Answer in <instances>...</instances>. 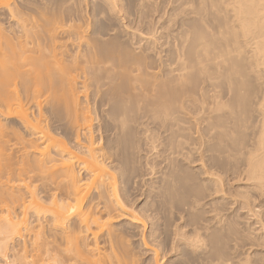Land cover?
Instances as JSON below:
<instances>
[{"label":"bare ground","instance_id":"1","mask_svg":"<svg viewBox=\"0 0 264 264\" xmlns=\"http://www.w3.org/2000/svg\"><path fill=\"white\" fill-rule=\"evenodd\" d=\"M68 1L0 0V256L29 264L15 250L28 237L31 264H142L132 235L152 264H264V0H176L169 20L186 15L157 39L138 0L146 46L141 29L114 44L124 26H102L128 18L124 0H91L81 18ZM125 71L133 99H111L92 128L73 73L98 90ZM145 149L158 205L146 197L138 214L132 159Z\"/></svg>","mask_w":264,"mask_h":264},{"label":"rangeland","instance_id":"2","mask_svg":"<svg viewBox=\"0 0 264 264\" xmlns=\"http://www.w3.org/2000/svg\"><path fill=\"white\" fill-rule=\"evenodd\" d=\"M175 1L176 0H149V5L150 6L148 8H146V10L148 11V14L145 15L146 16L147 23H144L146 26H144V24H143V26L145 28L144 27H141L143 29V32L146 30L147 31V32L145 31L146 34L150 33V32H148V30L146 29V27L148 28V27H151V26L154 25V28L152 27L154 29L153 30V33L151 31V33L148 34V36L151 35L154 39H157L158 37L156 35H159L160 36V33H162V34L165 33L166 32L165 31L166 29L168 31L175 30L179 26V20L186 15L185 12H179V13H177V15L175 17H172L169 20V18L171 17V14L174 12V6L176 5V2ZM123 2H126L125 4H127L126 6H127V8H129V14H128L129 16H127L128 18L120 19V17H119V20H118V16L117 15L113 14V16H112L111 14L108 13V16H107V13H106L104 15L105 16L104 19H102V26H103L104 29H106L107 27L108 28L109 27L111 28L112 26L113 27L114 26L117 27V25H120L119 26L120 29H122V27L124 26L123 31H121V32L124 33L125 31L126 32L128 31L127 33L126 32L124 34L122 33V35H124V36H121L119 39H116L114 41V44H118V43L121 44V42L123 40H127V39H128L127 40L128 42H131V41L134 40V39H132V37L133 38L135 37V39L141 40L140 38H138V37H140L138 34H140V35H143L144 34L142 32V29L141 28H140L141 30L139 29L140 31L138 30V28L140 26H138L137 24H135V21L133 22V20H136L135 19L136 18V15H135L134 12H136V2H138V0H124ZM90 3H91V0H69L68 2L65 3V6H64L65 7L64 8L65 11L64 12L66 14L67 13L76 14V15H80L81 14L80 15V18H81V16H82L81 10L84 9L83 7L86 8L87 5L89 6ZM150 21H151L152 24L150 23ZM83 23H84V21H83ZM103 23H104V25H103ZM130 25H133V26H130ZM156 25H157V29L155 27ZM136 26H137V28H135ZM125 27H127V28H125ZM125 29H127V30H125ZM137 32H138V34H137ZM126 34H128V35H126ZM146 34H144L145 36L144 35L143 36L146 37L147 36ZM127 36H128V38H127ZM148 36L146 38L143 37V39H145V40H142L144 42V44L145 43L147 44V42H148V41H146V39L147 40L148 39L150 40V38H151L153 40V38L151 36L149 38H148ZM163 40H164V38H163ZM127 41H126V43H128ZM142 41H141V43H143ZM134 42H137V40L136 41L134 40ZM144 44H141V45L144 46ZM146 44H145V46H146ZM126 47H127V45H126ZM153 59H151V61H152L151 64L155 63V62H153L154 61ZM147 61L151 62L148 59H147ZM129 62L130 61H128L127 64ZM153 65H155V64H153ZM127 66H129V64ZM149 71L150 72H153L151 69ZM127 72L128 71H125L123 75L121 74V75H119V76H117L115 78H111V79H101L98 90L96 89V86L93 85L95 81H93L92 79H89V80H87L88 83L86 82L88 85H84V82H83L84 79L79 78L78 75L76 76V74L73 73L74 76H75V78H77L76 79L77 86H78V90L80 91L79 92V98H78V100L81 103V106H84L85 107L84 108V110H86L85 111V114H87L88 117L90 115V119L89 120H91V122H92V128L93 127L96 128V126H98L97 124H99V123H101V122H103L105 120V117H104L103 114L105 113V111H107L109 108H111L112 100H115L117 98V95L120 98H128L129 97L130 99H133L132 86H131V83H130V78H129V76H127L129 73L127 74ZM192 73H194L193 75H195V77L203 76V72L200 70V68H197V67H195V69L193 70ZM84 86H86V87H84ZM128 86L131 87V88H129V90H128ZM20 87H18L19 90L21 89ZM27 107H29V111L32 113L33 110H34V107L31 106L30 104H27ZM146 111H147V106L144 105L143 107L139 108V110L137 111V115H140L141 114V116H143V114H145ZM2 122L5 123V125H6V122H8V124L10 125V128H14L13 125L16 126V124H15V122L13 120H11V121H6L5 120V121H2ZM11 122H13V123L11 124ZM8 124L6 125L7 131H11V129L9 130V125ZM15 129L16 128H14L12 130H15ZM65 134L68 137L71 136L70 130H68V129L65 130ZM95 135H98V133L95 132ZM146 150L147 149L141 151V153L143 152L142 153L143 157L144 156L146 157V155H147ZM148 154H150V153H148ZM139 156L140 155H138V157ZM138 157H135V159H132V162L133 161H136L134 163L135 165H134V168H133L134 169L133 170V175L134 176L135 175L136 176H139V175L142 174L141 179H140V176H139V179H140V182L139 183H141V182L142 183H141V185L138 183L139 186L136 185V188L135 189L134 188L132 189L131 196L133 198L131 197V199H132L131 200V203L133 204L135 210L137 209V211L139 212L138 208L140 206V202H142V200H145L146 197H148V199H149V203H150L149 206L152 205L151 207H153L154 206L153 205L154 203H156V206L158 204H157V202H154L155 201V198L153 197L154 194H153V192H150L149 191L150 188H149V186H147L148 183H146L147 181H149V179L151 180V178L153 177V176L151 177V174L149 175L150 177L148 175H146L148 172H150L147 169V167H145V168H146V170L148 172L146 173V170H144V164H145L144 162H145L146 158L145 157L144 158L142 157V159H141V156H140V158H139L140 160H139ZM143 175H144V178H143ZM148 191L150 192V194H153V196L152 195L150 196L149 194H147ZM37 192L39 193V191H37ZM40 194H43V193H40ZM25 196L27 197L28 194H25ZM135 199H139V200H135ZM134 203H135V205H134ZM137 204H138V208H137ZM156 206H154L153 208H157ZM128 208L132 210V208H130V207H128ZM161 211H165V213H167L168 210L167 209L165 210V208H164V210H160V212ZM243 211L244 210H241L242 214H244ZM30 212L31 211L27 212V214H26L27 219H30L31 218V215L32 214ZM142 212L144 213L143 210L141 211V213ZM165 213L164 212H161L160 213L161 215L159 214V219L161 218L160 216L163 217V219L161 218L162 220L160 219V221H161V224L162 223L164 224L162 226L167 229V228H169V225H170V227H172L170 219L171 220H174L173 219L174 216L171 215V214H167L168 215L167 216ZM138 214H140V212ZM1 215L4 216V215H6V213L5 212H2L0 210V217H1ZM11 216L14 219H19V218H22L23 217L22 214L20 213V210H18L15 213H12ZM249 220L250 221H253L254 219L252 217V218H249ZM256 225L259 226V224H256ZM165 228H164V230H165ZM259 230L257 229L256 233H261L262 232V230L261 231H259ZM169 231H170V229H169ZM165 234L170 235V232H168V230H166V232L164 231V235ZM168 235H165V236L168 237ZM136 237H132V235H129V237H127L128 239L127 238L125 239V241H126L125 243L127 244V247L129 248L127 250H129V253L130 254H132V253L135 254V256H133V254L131 256L132 257H135V258L137 257V260L140 259L139 260V263L142 262V264H144L145 263L144 261H146L148 259L150 260L149 263H151V264L154 263L153 252H151V250L149 251L146 247H144V245L142 243L139 244L141 246L140 247L138 245V243L140 242V237H138V236H136ZM28 240H29L28 237H26V244L25 245H27V250H24L23 249L24 241H23V243L22 242H19V241H16L15 242V247H16L15 250L17 249L16 250V253L17 252L22 253L25 256V260L27 261V263L29 262V264H31L30 261H32V256H31L32 252L30 251V245H29ZM14 253L15 252H12V250H11L10 251V254L8 256H6V257H1L0 256L1 257L0 258V264H21L18 258L15 259L16 257H15V254ZM161 264H163V263H161Z\"/></svg>","mask_w":264,"mask_h":264}]
</instances>
